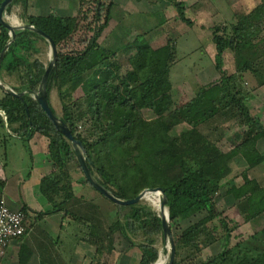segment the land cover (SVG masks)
<instances>
[{
  "label": "trees",
  "instance_id": "trees-1",
  "mask_svg": "<svg viewBox=\"0 0 264 264\" xmlns=\"http://www.w3.org/2000/svg\"><path fill=\"white\" fill-rule=\"evenodd\" d=\"M30 1L14 0L7 13L20 7L25 24L45 31L57 44V63L47 84L48 99L56 112L52 105L55 90L62 107L61 118L75 138L82 141L94 176L124 199L136 198L147 188H163L172 231L201 212L207 214L175 236L174 264L195 262L207 247L221 239L226 241L225 248L199 264H264V227L230 246L237 223L218 208L222 188L239 176L242 182L231 184L227 193L241 195V205L250 214L249 221L264 215V186L249 176V170L263 162L257 144L264 139V123L248 104L254 99V92L264 87V0L249 13L230 10L229 25L210 28L220 79L202 86L193 98L178 106L171 80L172 68L178 60L174 38L153 47L144 34L131 43L121 42L123 49L120 45L119 49L107 48L100 39L110 24L114 0H80V8L71 16L54 12L28 14ZM170 2L178 18L191 25L185 2ZM10 40V29L0 21V55ZM49 45V40L39 32L17 29L0 65L3 81L7 77L10 88L24 92L23 100L5 89L2 92L0 86L3 144L17 137L33 160L31 141L37 135L42 136L52 163V171L40 184L42 193L55 201L54 209L37 212L36 221L59 210L74 218L75 212L68 206L77 201L70 167L77 162L74 146L34 97L46 72L42 55ZM122 50L128 54L126 69L120 60ZM227 51L238 52L239 64L232 73L225 69ZM246 75L250 89L244 86ZM210 122L217 127L223 125V133L232 127L239 129L233 134L237 139L229 150L220 144L219 137L211 139L201 131L200 127ZM239 156L249 161V165L240 174H234L233 162ZM81 182L90 184L87 179ZM5 184L0 178V194ZM248 200L256 207H250ZM97 207L94 208L98 211ZM128 207L126 213L118 211L117 221L105 234L104 230L95 232L87 220L91 231L84 230L80 240L107 252L108 235L117 230L132 245H136L132 235H142L143 242L137 244L141 251L138 264H155L160 257L155 245L157 237L163 235L162 218L143 202ZM22 209L28 216L29 208ZM31 255V249L22 244L19 264H29Z\"/></svg>",
  "mask_w": 264,
  "mask_h": 264
},
{
  "label": "rangeland",
  "instance_id": "rangeland-1",
  "mask_svg": "<svg viewBox=\"0 0 264 264\" xmlns=\"http://www.w3.org/2000/svg\"><path fill=\"white\" fill-rule=\"evenodd\" d=\"M114 1L115 5L111 14L112 18L109 26L102 34L100 39L101 44L111 49H117V47L119 49L120 45V47L123 49L124 46L121 42H123L125 45L126 43L135 41L139 36L146 34V38L152 42L151 44L153 47H159L164 45L169 38H174L176 40L178 60L172 68L171 80L174 83L173 97L175 105L178 106L185 104L187 101L193 98L202 86H207L220 79V73L215 67V56L217 51L215 43L212 39V32L210 28L215 25H220L222 27L226 24L229 25L230 23L228 18L230 16V10H235V13H249L262 0H230V4L227 2L228 0H202L200 3L193 6L191 5L194 3V0H179L185 2L187 8L191 6L187 10V16L192 19L191 25H188L178 18L177 11L171 4L170 0ZM47 2L48 4H54V2L69 4L67 8L64 6H56V8H59L58 10L54 7L52 8V6L48 8L49 10L51 8L54 9V11H57V13H70L71 15H74L77 9L80 8V0H75V2L73 0H47ZM61 9H64L62 10L63 12ZM19 13L20 7H13L12 12L7 13V17L10 21H12L13 24L22 26V24H25V21L21 18ZM28 14L30 13L28 12ZM224 56L225 69L227 72H235L237 69V64H239L237 60L238 52L227 51ZM42 59L47 66L52 61L53 54L51 44L47 47L46 53L42 55ZM120 60L123 63V69H126L128 66V54H126L125 51H123L121 54ZM6 80L9 82L7 77ZM2 82L6 87L10 88V85L7 84L8 82H4L3 79ZM244 86L247 89L251 88L248 75H246ZM3 91L4 88L2 89V92ZM254 94L255 96L258 94L260 98L264 99V89L257 90L254 92ZM256 97H254V99ZM52 105L57 114L61 116L62 107L55 90L52 93ZM252 111L254 113L257 112V110L254 108H252ZM0 114L4 115L3 111L0 110ZM147 116L151 117L152 115L147 113ZM258 116H260V114H258ZM219 120L222 122L224 121L222 117H219ZM214 123L215 122H210L200 127L201 131L205 134H208L211 139H217L220 135V132L222 131L219 127L220 125L217 127ZM215 126L217 127L216 129H214ZM228 126H230V124H228ZM235 130L237 131L236 127H234V129L232 127L230 130L225 131L233 133ZM224 135L225 139L220 142V144L226 150H229L232 147V141L226 140V134ZM5 152H7L6 156L3 155ZM45 157L46 154H39L35 161L37 163L39 162L40 164V158ZM33 164L34 160L31 159V156L26 151L22 141L17 137L8 139V141L3 144V147L0 145V172L2 176L5 175L8 179L9 186L6 188V191H8L11 196L16 197L21 194L22 190H19V186L21 188L23 180L27 178L29 176V172L33 170ZM248 165L241 164L238 161L233 162L234 174H240ZM70 167L72 176L74 177L73 183H75V185H80L81 181L86 179V177L83 174L78 161L73 162ZM263 175L264 165H261L254 171L249 170V176L251 178L257 179L258 181L259 179H262ZM76 178L79 179L76 180ZM235 181L238 184L242 182L239 176L235 179ZM17 183L20 185L15 187V184ZM88 185L90 186V195L86 194L81 195V197H76L77 201H74L75 204L71 207L73 212H75L73 214L74 218L75 216H78L80 219L85 218L83 221L75 218L77 223H79L76 225V231L74 233L75 238H77L78 241H80V237H84V230L91 231V229H88L89 227L86 224L87 220L89 224H92V228L95 232L102 233L104 230L105 234L106 232H109V227L117 221V213L119 210H122L124 213L129 211L128 206L114 203L107 197L103 196L99 191L91 186V184ZM230 186L231 184H229V187ZM225 190L226 189L223 190L225 195H223V197L218 200V208L228 219H234V221L237 223V227L231 238L230 246H232L236 244L238 240L248 237L255 231L264 227V215L257 217L255 220L249 221V212L247 210L244 211L243 205L238 206L235 199L232 197L225 198L228 194H226ZM0 196L3 197V194H0ZM43 198V200L39 201L40 204H45L47 202V197L43 196ZM78 200H80V202H78ZM140 202L150 206L155 212L160 214V206L153 203L150 199L144 198ZM248 203L250 207H256L253 201L248 200ZM101 204L104 207V212L101 211ZM95 206H98V211L94 208ZM165 210H167L168 214L167 207ZM86 211L89 213L87 215L88 217L84 213ZM206 216L207 214L205 212H201L195 217H192L189 220L181 223L179 228H173L174 237L177 236L182 230L205 218ZM27 218L28 229L35 226L37 215H30L29 212ZM43 228L45 227L42 224L39 226L36 225L32 230L33 235H31L30 240L33 238V236H36L38 232L42 231L41 229ZM79 228L83 229L82 233L79 231ZM47 236L50 239H53V241H58L54 232H51V235L48 234ZM132 238L136 241V245H132L130 241L125 239L119 230H117L114 234L111 233L108 235L110 246L109 250L105 252L108 253V259L105 264H138L137 261L141 258V251L137 244L143 242L144 237H142V235H132ZM225 244V239H221L216 244L207 247L195 262L192 263L187 261L182 264H199L202 260L213 258L225 248ZM60 245H62V242ZM20 246L21 244H19V249L16 254L13 253L11 257L5 261L6 264H19ZM155 246L160 251L159 259L164 258L165 264H167L169 262L170 256L169 241L163 235H160L157 237ZM31 248L29 247V249ZM96 250L97 251H95V255L97 254V257L94 255L95 257L92 258L94 260L92 264H97V261H101L97 260L100 258L101 252L97 248ZM7 257L8 255L6 258ZM85 264H91L90 260L89 263Z\"/></svg>",
  "mask_w": 264,
  "mask_h": 264
},
{
  "label": "crops",
  "instance_id": "crops-1",
  "mask_svg": "<svg viewBox=\"0 0 264 264\" xmlns=\"http://www.w3.org/2000/svg\"><path fill=\"white\" fill-rule=\"evenodd\" d=\"M73 1L75 2V0ZM201 1L202 0H194V3L190 5L193 6L197 3H200ZM227 2L229 3L231 1L228 0ZM68 5H69L68 3H55V2L54 4H48L47 0H43V1L31 0L30 7H29V13L34 14V15H47L53 12L57 13V11H54V9H52L53 7L58 10L59 8H56V6H59V7L64 6L67 8ZM50 6H52V8L49 10L48 8H50ZM62 10L64 9H61V11ZM57 14L62 15V16L71 15L70 13L69 14L57 13ZM262 89H264V87L260 88L259 90H262ZM256 96H255L256 98L249 101L248 104L250 105L251 109L254 108L257 110L256 114L257 115L260 114L259 117L264 123V99L260 98L258 94H256ZM219 127L222 130L224 126L220 125ZM233 133L229 131H225V133H223V130H222L219 135L220 141L222 142L225 139L224 134H226V140L234 141V139H237V137H234ZM3 141L4 140L1 137L0 145H3ZM46 143H47L46 140L42 136H39V135L35 136L32 139L31 146L33 149L34 167H33V170L29 172V176L23 180L21 184V188L19 186V190H22L20 195L13 197L9 194L8 191H6V188H8L9 186L8 179L5 175L2 176L0 172V178L5 180V183H6L4 187L3 197L7 199L8 204L14 209H22L24 206L28 207L30 215H34V216L37 215V212L49 211V210L54 209L53 203L55 201H52L48 198L45 204L39 203L40 200L44 199L43 196L47 197L42 193L41 184H40L41 180L44 176H46L52 171V163L50 162L47 155L45 158H40L41 159L40 164L39 162L37 163L35 161L37 159V156H39V154L47 153ZM257 147H258L259 152L261 153V156L263 157V162L252 167L250 171H254L257 168H259L261 165H264V139H261L258 141ZM235 161H238L241 164H246V165L249 164V161H246L241 156L237 157ZM38 166L40 167V169ZM77 179L79 178H76V180ZM259 182L262 186H264V175L262 176V179H259ZM229 184L239 185L236 181L229 183ZM229 184L227 183L222 188L221 193L219 194L218 200L222 198L223 195H225V193H223L224 189H226L225 191L227 194V190H228L227 187H229ZM17 185H20V184L18 183L15 184V187ZM89 187L90 186L88 184H84L82 182L80 185H75V183H73L74 195L76 197H81V195H86V194L90 195L91 191L89 190L90 189ZM229 197H232L233 199H235L236 204L238 206L241 205L242 202L240 201H242V197L238 192H235L233 194H227L225 198H229ZM74 204L75 202L73 204H70L68 206L69 209ZM101 211L104 212V207L102 204H101ZM65 212H66L65 210L64 211L59 210V211H55V212H52L50 214L40 217L36 221L35 226L36 225L39 226L42 224L44 225L45 228L41 229L42 231L38 232V234L36 236H33V238L30 240L31 235H33L32 230L34 229L35 226L30 227L28 229V232L24 236V238L14 240L10 244L9 251H8V257L3 260L2 264H6L5 261L8 260L9 257H11L13 253L16 254V252L19 249L18 247L19 244L21 245L25 244L30 248L32 247L31 248L32 256H31V259L29 260V264H85V263H89V260H90V263L92 264V262L94 261L92 258H94L97 255V254L95 255V251H97L95 246L90 244L87 241H84V240L78 241L77 238H75L74 233L76 231V225H78L79 223H77V221L74 218L70 217ZM84 213L86 216L89 214L88 211ZM99 213L102 214L101 212ZM100 219H101V216H100ZM81 230L82 229L79 228V231ZM51 232H54L56 234L58 241L57 240L53 241V239H50L47 236L48 234L51 235ZM61 242H62V245H60ZM100 254H101L100 258L99 259L96 258V259L101 260V261H97V264H105V262L108 259V256H107L108 253L101 252ZM139 260L137 261V263L139 262Z\"/></svg>",
  "mask_w": 264,
  "mask_h": 264
},
{
  "label": "water",
  "instance_id": "water-1",
  "mask_svg": "<svg viewBox=\"0 0 264 264\" xmlns=\"http://www.w3.org/2000/svg\"><path fill=\"white\" fill-rule=\"evenodd\" d=\"M14 0H3L0 4V21L10 29L11 31V40L8 42L7 46L5 47L4 51L0 55V65L2 63V59L4 57L5 52L7 51L8 47L10 46V43L12 40L16 38V30L17 29H32L40 34L44 35L50 42L51 48H52V54H53V59L52 61L48 64L46 68V72L44 74L43 81L41 83V86L39 90L34 94L35 99L38 101L40 104L41 108L46 112L48 117L52 120V122L55 124L56 128L64 134L65 137H67L73 144L75 152H76V157L77 161L79 163V166L85 175L86 179L89 181L91 186H93L97 191H99L103 196L107 197L114 203H117L119 205H125V206H130L133 204H136L140 202L142 199L146 198V193L149 191H154L157 192L161 195V202H160V214L159 216L162 218V223H163V236L169 241L170 243V256H169V262L167 264H174L175 258H176V241L175 237L170 225V211L168 207V216L163 215V205L168 202V198L165 194V191L161 187L157 188H147L144 191H142L136 198L133 199H124L119 197L117 194H115L113 191L109 190L107 187H105L97 178H95L89 163H90V158L87 155V152L85 150V147L82 143L81 140H78L75 138L73 135L71 129L67 125V123L59 116L52 108L49 99H48V92H47V84H48V79L49 76L56 66L57 63V44L55 43L54 39L48 35L45 31L41 30L40 28H37L33 25L30 24H22V26H18L12 23L7 17V9L9 6L13 3ZM0 85L9 93L16 95L20 98L23 99L24 92L17 93L15 92L12 88L6 87L4 83L2 82L1 74H0ZM24 100V99H23ZM28 110V109H27ZM6 119V118H5ZM7 130H9V126L7 123ZM158 262V261H157ZM156 262V263H157ZM155 263V264H156Z\"/></svg>",
  "mask_w": 264,
  "mask_h": 264
},
{
  "label": "built area",
  "instance_id": "built-area-1",
  "mask_svg": "<svg viewBox=\"0 0 264 264\" xmlns=\"http://www.w3.org/2000/svg\"><path fill=\"white\" fill-rule=\"evenodd\" d=\"M28 230L27 215L23 209H14L5 197L0 199V264L8 255L10 244L22 238Z\"/></svg>",
  "mask_w": 264,
  "mask_h": 264
},
{
  "label": "bare ground",
  "instance_id": "bare-ground-1",
  "mask_svg": "<svg viewBox=\"0 0 264 264\" xmlns=\"http://www.w3.org/2000/svg\"><path fill=\"white\" fill-rule=\"evenodd\" d=\"M146 199H150L153 203L160 206L161 195L159 193L154 192V191H149L146 193ZM165 208H166V203L163 205L162 213H163V215L168 216L167 210H165ZM156 264H165L164 258L159 259Z\"/></svg>",
  "mask_w": 264,
  "mask_h": 264
},
{
  "label": "clouds",
  "instance_id": "clouds-1",
  "mask_svg": "<svg viewBox=\"0 0 264 264\" xmlns=\"http://www.w3.org/2000/svg\"><path fill=\"white\" fill-rule=\"evenodd\" d=\"M27 221H28V218H27Z\"/></svg>",
  "mask_w": 264,
  "mask_h": 264
}]
</instances>
